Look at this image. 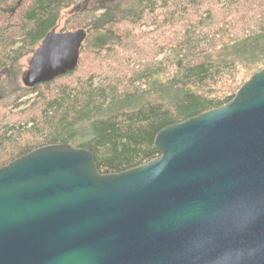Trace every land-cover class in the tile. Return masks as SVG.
I'll use <instances>...</instances> for the list:
<instances>
[{"label": "water", "instance_id": "1", "mask_svg": "<svg viewBox=\"0 0 264 264\" xmlns=\"http://www.w3.org/2000/svg\"><path fill=\"white\" fill-rule=\"evenodd\" d=\"M85 39L49 32L23 86L73 72ZM153 145L118 174L67 144L1 167L0 264H264V69Z\"/></svg>", "mask_w": 264, "mask_h": 264}, {"label": "trees", "instance_id": "2", "mask_svg": "<svg viewBox=\"0 0 264 264\" xmlns=\"http://www.w3.org/2000/svg\"><path fill=\"white\" fill-rule=\"evenodd\" d=\"M52 30L86 32L78 66L26 88L25 60ZM262 69L264 0H0V168L67 144L101 174L131 170L158 157L159 132Z\"/></svg>", "mask_w": 264, "mask_h": 264}, {"label": "rangeland", "instance_id": "3", "mask_svg": "<svg viewBox=\"0 0 264 264\" xmlns=\"http://www.w3.org/2000/svg\"><path fill=\"white\" fill-rule=\"evenodd\" d=\"M57 30H58V29H57ZM29 59H30V58H28L27 60H25L26 69H27V63H28V60H29ZM26 69H25V70H26ZM25 70H24V71H25Z\"/></svg>", "mask_w": 264, "mask_h": 264}]
</instances>
